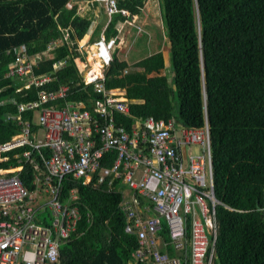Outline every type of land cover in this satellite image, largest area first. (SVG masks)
Wrapping results in <instances>:
<instances>
[{"label":"trees","instance_id":"trees-1","mask_svg":"<svg viewBox=\"0 0 264 264\" xmlns=\"http://www.w3.org/2000/svg\"><path fill=\"white\" fill-rule=\"evenodd\" d=\"M70 1L0 0L1 142L20 131L3 118L16 111L6 103L10 99L33 102L40 90L54 91L62 85L69 89L55 101L56 107L82 102L90 109L101 99L92 85L83 84L73 62L78 57L76 42L86 36L96 7L70 15ZM146 1L117 0V9L128 16L112 15L106 40L117 35L118 22L138 16ZM158 12L169 45L171 79L162 72L160 52L128 65L115 51L103 72L105 89L123 90L125 100L133 103L127 105V115L115 114L114 121L126 131L133 120L147 117L193 129L207 122L214 194L221 203L216 207L214 264H264V0H158ZM54 41L60 44L41 57ZM20 46L29 56L41 57L33 74L49 75L50 82L23 89L19 78L4 77ZM60 61L65 64L54 70ZM99 65H93L87 79L98 75ZM24 116L30 120L31 113ZM113 160L114 154L108 153L103 166L110 167ZM20 177L33 191L31 167L25 166ZM96 179L95 174L88 185L83 180L61 182L62 198L76 192L82 218L75 234L59 247V264H134L131 253L138 242L124 232L126 219L119 209L124 187L113 182L107 191L105 184L94 187Z\"/></svg>","mask_w":264,"mask_h":264},{"label":"built area","instance_id":"built-area-1","mask_svg":"<svg viewBox=\"0 0 264 264\" xmlns=\"http://www.w3.org/2000/svg\"><path fill=\"white\" fill-rule=\"evenodd\" d=\"M96 2L104 5L108 22L115 13L128 16L117 9V0ZM57 45L51 42L42 55ZM93 47L98 75L87 79L91 70L85 64L82 80L102 99L90 110L81 102L52 104L65 97L68 85L40 90L33 102H6L16 111L3 118L20 131L0 141V264H59L58 249L81 220L76 192L62 198L61 182L83 180L88 185L95 174L94 187L105 184L108 191L117 182L131 192L127 198L122 194L119 209L126 219L124 232L138 242L131 253L134 264H214L216 207L221 203L214 194L207 122L193 129L147 117L133 120L129 131L116 125L114 115H127L128 102L119 91L106 90L103 77L116 39L106 40L101 33ZM15 53L4 77L19 78L23 89L51 81L49 75L33 74L40 56H29L24 46ZM64 64L60 61L53 68ZM28 112L30 120L24 116ZM108 153L114 154L110 167L103 166ZM25 166L32 170L31 192L21 182ZM86 218L89 221L90 215Z\"/></svg>","mask_w":264,"mask_h":264},{"label":"crops","instance_id":"crops-1","mask_svg":"<svg viewBox=\"0 0 264 264\" xmlns=\"http://www.w3.org/2000/svg\"><path fill=\"white\" fill-rule=\"evenodd\" d=\"M147 2V1H146ZM145 5H146V3H145ZM91 7H96V10L95 11H93L92 13L94 14L93 16H94V20H93V22H92V24L90 25V28H89V30H88V32H87V34H86V36L84 37V39H82V40H84L83 41V45H86L88 48H89V50H93V48L91 49L90 48V46H93V44L99 39V37H100V35H101V33H104V31H105V29H106V27H107V25H108V19L105 17V15H103V14H101L100 13V11H99V9H100V7L98 6V3L96 2V0H71L68 4H67V6H66V9L68 10L67 12H69V14L70 15H73V14H77V15H83V14H85V13H87V11L89 10V9H91ZM144 7V6H143ZM143 9V8H142ZM146 10V9H145ZM147 11V10H146ZM145 11V12H146ZM154 11V10H153ZM141 12H142V10H141ZM145 14V13H144ZM140 15V14H139ZM133 16L132 18H130V19H127V20H125V21H123V22H118L117 24H116V26H115V29H116V32H117V35L116 36H114V38L116 39V47H115V50H114V52L113 53H115V51L118 49V50H124L125 51V49H124V47L123 46H121V45H125L126 43H127V36L130 34V37H131V35L133 34V36H132V38H133V41L135 40V38L137 37H140L139 35L142 33V32H140V33H138L137 32V29H139V27L138 26H136L137 24L136 23H138L137 21L138 20H141L142 19V22L144 21V19L145 20H147V19H149V17H152V13L149 11H147L146 12V15H144V18H141L140 16ZM105 19V20H104ZM128 23H127V22ZM130 28H132L133 30H135L134 31V33H131V31H130ZM149 35V33L146 31L143 35H141V36H145V38H147V36ZM82 40H80L81 42H82ZM138 40V39H137ZM133 43H135V41L133 42ZM132 43V47L134 46V44ZM166 43V42H165ZM57 44H60L59 43V41H57ZM141 46V45H140ZM156 46V45H155ZM134 48V47H133ZM136 48V47H135ZM134 48V49H135ZM165 46L162 44V46L160 45H158V46H156L154 49H153V51H152V53H148V54H146L145 56H143V57H137V52L138 51H136V52H134L133 50L131 51L132 53L131 54H133V52L135 53V55H136V57H135V60L133 61V62H131V63H127V61L126 60H124V59H122V60H124L128 65H130V64H132V63H135V62H137V61H139V60H141V59H143V58H145V57H148V56H150V55H152V54H154V53H156V52H160L161 53V55H162V60H163V63H164V66H163V70H162V72L166 75V77H168L169 79L171 78V73H170V70H169V67L170 66H168V62H169V55H168V51H166L165 49ZM78 50H80V52H82V50H81V47L80 48H78ZM78 50H77V47H76V49H75V51L74 52H77L78 54H80V56H81V53L80 52H78ZM150 51V50H149ZM92 53V52H91ZM91 55V54H90ZM135 55H132V56H135ZM45 56V55H44ZM43 55L41 56V57H44ZM48 56V55H47ZM86 55H82V58L80 57V59H82V60H84V62H82L81 64H87V66H88V68L90 69V70H92V68H93V65L95 64V63H92L94 60H91V62L88 60V57L86 56ZM78 57L77 56H75L74 57V59H73V62H74V64H75V62H76V60L75 59H77ZM93 58V57H92ZM98 62V61H97ZM169 65H170V63H169ZM76 66V68H77V71H78V73H80V74H82V73H84V76L86 75V73H85V71H84V69H81L80 67H77V65H75ZM85 68V67H84ZM82 77V76H81ZM83 78V77H82ZM48 91V90H47ZM109 91H119L121 94H123V99H125L124 98V91L123 90H120V89H116V90H109ZM101 96V95H100ZM101 99H102V96H101ZM97 100H100V99H97ZM96 101V100H95ZM94 101V102H95ZM93 102V103H94ZM55 103V102H54ZM54 103H52V104H54ZM67 103V102H66ZM82 103V102H81ZM92 103V104H93ZM133 102H128V104H132ZM85 106V105H84ZM91 107H92V105H91ZM91 107H90V109H91ZM86 108V107H85ZM90 109H88V110H90ZM35 131V130H34ZM37 131V130H36ZM123 191V190H122ZM121 194H123V196L124 197H129L130 195H131V193H129L130 195H126L125 193H123V192H121ZM81 214V213H80ZM86 214H89V213H86ZM90 215V214H89ZM85 217H86V215H85ZM81 218H82V216H81ZM90 219H91V216H90ZM78 223V222H77ZM77 225V224H76Z\"/></svg>","mask_w":264,"mask_h":264},{"label":"rangeland","instance_id":"rangeland-1","mask_svg":"<svg viewBox=\"0 0 264 264\" xmlns=\"http://www.w3.org/2000/svg\"><path fill=\"white\" fill-rule=\"evenodd\" d=\"M145 3H146V5L144 4V7L142 9V12L140 13L139 16L141 18H144V15H146V12L147 11L148 12L150 11L153 15H152V17H149V19H147V20L144 19L143 22H142V19L137 21L138 23H136L137 24L136 26L139 27V29H137V32L138 33L142 32V33L139 35L140 37H138V38L136 37L135 38V40H134L135 43H133L134 42L133 41V38H132L133 34L131 35V37H130V34H129L127 36V40H126L127 43L125 45H121V46L124 47L125 51L124 50H118V49L116 50V53L115 54L117 55V58L119 60H121V61H123L122 59H124V60L127 61V63H131V62H133L135 60L136 55H137V57H143V56H145L148 53H152L153 49L156 46H158V45L159 46L160 45L162 46V44L165 46L164 49L166 51H168V55H169V48H168L169 45L165 43L163 29H162L161 22H160V18H159L158 0H147V2H145ZM103 6H104L103 4H101L99 6L100 9H101V11L103 10ZM100 13L103 14V15H105L102 12H100ZM105 17L107 18L106 15H105ZM130 31H131V33H134L135 30H133L132 28H130ZM146 31L149 33V35L147 36V38H145V36L144 37L141 36ZM132 43L134 44L133 47L134 48L136 47L135 49L131 46ZM76 46H77V50L80 47H81V50H82V52H80V50H78V52L81 53V56H80V54H78V58L75 59L76 60L75 65H77V67H78V63L84 62V60L80 59V57L82 58V55L83 56L86 55L88 57V60L90 62H91V60H94L92 58V53H91L92 51L89 50V48L86 45H83V42H81V41L76 42ZM132 50L134 52L138 51L137 54L135 55L134 52H133V54H131L132 53L131 52ZM93 51H94V47H93ZM132 55H135V56H132ZM92 63H94V61ZM83 65H85V63ZM168 66H169V62H168ZM169 70H170V68H169ZM40 134H41V132H40ZM122 192L125 193L127 196L130 195L129 193H131L126 188H123V191Z\"/></svg>","mask_w":264,"mask_h":264},{"label":"water","instance_id":"water-1","mask_svg":"<svg viewBox=\"0 0 264 264\" xmlns=\"http://www.w3.org/2000/svg\"><path fill=\"white\" fill-rule=\"evenodd\" d=\"M99 11L101 12V9H99ZM81 76L84 78V73H82Z\"/></svg>","mask_w":264,"mask_h":264}]
</instances>
